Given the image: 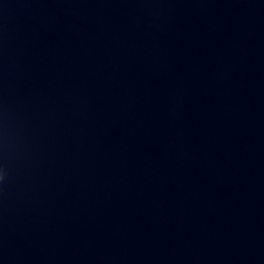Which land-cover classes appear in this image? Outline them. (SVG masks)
<instances>
[{
  "label": "water",
  "instance_id": "water-1",
  "mask_svg": "<svg viewBox=\"0 0 264 264\" xmlns=\"http://www.w3.org/2000/svg\"><path fill=\"white\" fill-rule=\"evenodd\" d=\"M0 264H264V0H0Z\"/></svg>",
  "mask_w": 264,
  "mask_h": 264
}]
</instances>
